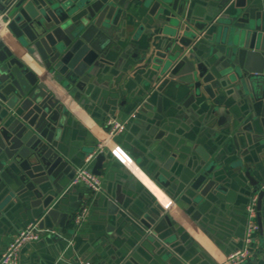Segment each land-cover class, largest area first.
Returning <instances> with one entry per match:
<instances>
[{"label":"water","instance_id":"95a60500","mask_svg":"<svg viewBox=\"0 0 264 264\" xmlns=\"http://www.w3.org/2000/svg\"><path fill=\"white\" fill-rule=\"evenodd\" d=\"M194 2L0 0V24L5 23L26 58L40 63L44 70L35 72L27 59L0 39V216L17 208L20 214L40 219V228L50 222L64 227L69 213L62 205L78 187L70 185L76 162L63 154V129L69 124L70 113L43 77L54 79L63 91L78 99L98 71L110 64L106 46L113 26H134L136 14L148 8L130 41L138 38L135 34L146 22H152L137 60L140 70H147L145 77L156 82L155 94L175 83L169 97L189 113H193L189 108L192 101H204L205 94L214 98L215 88L233 92L239 104L230 125L225 120L228 113H219L222 142L209 147L202 142L196 147L198 161L185 180V199L177 204L193 210L196 218L205 203L216 202L226 192L224 169H235L249 180L252 192L258 190L260 228L264 188L250 175L246 163L248 148L264 143V0L207 1L204 10L197 13ZM122 18L125 21L120 23ZM161 101L158 96L159 106ZM216 110L212 107L213 113ZM154 123L148 133L159 139L164 133L156 127L161 123ZM164 145L168 153L170 147ZM92 152L79 155L82 162L77 165H83L85 156ZM103 159L104 154L98 153L92 159L94 169L88 168L98 175ZM167 162L163 168L170 170ZM158 174L157 181L166 186ZM102 190L90 194V201ZM104 193L113 201L107 203L110 214L129 223L133 238L169 245L161 236L163 231H180L162 205ZM72 206L80 209L81 203L78 200ZM172 246L169 249L174 251Z\"/></svg>","mask_w":264,"mask_h":264},{"label":"crops","instance_id":"0c3cea01","mask_svg":"<svg viewBox=\"0 0 264 264\" xmlns=\"http://www.w3.org/2000/svg\"><path fill=\"white\" fill-rule=\"evenodd\" d=\"M207 1L211 4L214 0H195V12H202L203 3ZM147 11L148 8H144L140 16L136 14L134 26H113V36L108 37L106 46L110 64L98 71L94 82L87 85L86 93L81 92L78 99L63 91L54 79L43 77L70 113L69 124L63 129L64 156L74 160L78 167L84 152L94 151L100 142L106 140L102 151L104 159L98 169L103 190L91 201L88 216L77 227L72 216L78 209L72 204L78 200L83 204L90 198L87 188L77 185L62 205V209L69 213L64 227L57 223L46 224L38 240L21 247L20 264H80L86 260L91 264H221L226 254L242 246L245 205L249 193L254 190L243 174L225 168L226 192L221 193L216 202L205 203L196 218L192 217L193 210L187 211L177 204V200L185 199V180H189L191 167L198 161L196 147L202 142L206 147L222 142L223 125L217 123L219 113H228L225 120L230 125L233 112L239 110L238 99L231 91L226 93L215 88L214 98L204 93V101H192L189 108L193 113H189L184 107L178 108L180 102L169 97V93L174 94L175 83L167 84L155 94L156 82L145 77L147 70H140L141 64L137 60L141 57L140 46L145 44L152 22H146L142 31L135 34L138 38L130 41ZM120 21L122 23L125 18ZM0 39L17 55L27 59L5 23L0 24ZM203 56L206 58L207 54L203 53ZM27 61L35 72L44 71L40 63L32 59ZM146 83H150L148 89L144 87ZM158 96L162 97L160 106ZM212 107L217 109L216 112H212ZM136 108L137 115L125 130L108 139L105 121L108 118L122 119ZM156 121L161 123L156 125L157 131L164 133L159 139L148 133ZM164 144L170 147L168 153L164 152ZM248 150L246 165L250 175L263 184L264 143L256 142ZM169 159L171 161L167 162ZM166 162L170 170L163 168ZM89 165L94 169L95 162L92 160ZM157 173L166 186L157 181ZM104 192L162 205L179 226L180 231L175 234L164 230L161 235L166 237L170 246L173 245L174 251L169 245L162 244L163 241L133 238L129 223L125 224L110 214L107 203L113 201ZM18 211L14 208L0 216V257L20 229L35 219ZM259 215L260 228L251 246L253 250L242 264H264V197ZM168 251L171 254H166Z\"/></svg>","mask_w":264,"mask_h":264},{"label":"built area","instance_id":"2783aa9c","mask_svg":"<svg viewBox=\"0 0 264 264\" xmlns=\"http://www.w3.org/2000/svg\"><path fill=\"white\" fill-rule=\"evenodd\" d=\"M138 108L133 110L122 119L108 118L106 124V135L110 139L113 136L123 132L130 120L136 117ZM106 138V139H107ZM106 140L100 142L94 151L86 157L84 164L76 167L74 176L70 181V185H84L90 194L95 195L102 190L100 176L92 172L88 167L90 161L101 153L104 149ZM264 188V183L261 185ZM257 200L258 190L251 193L245 205V229L242 246L230 253L226 254L221 264H242L246 262L251 254V246L254 237L259 229L257 221ZM90 198L81 204V208L73 214V223L75 226H80L88 216L90 210ZM40 219L29 221L17 235L8 244L0 257V264H20L19 251L21 247L32 241H36L42 234V228L39 226ZM80 264H91L90 261H82Z\"/></svg>","mask_w":264,"mask_h":264}]
</instances>
